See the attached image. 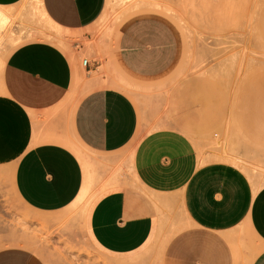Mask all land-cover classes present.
I'll return each instance as SVG.
<instances>
[{"label": "crops", "instance_id": "crops-1", "mask_svg": "<svg viewBox=\"0 0 264 264\" xmlns=\"http://www.w3.org/2000/svg\"><path fill=\"white\" fill-rule=\"evenodd\" d=\"M107 1L36 0L38 17L35 0H0V11L8 19L0 35L21 38L0 63V178L8 179L18 200L37 213L60 212L81 195L84 168L73 147L87 157L89 152L113 154L138 131L134 101L126 92L102 85L99 61L92 58L82 64V58L80 65L76 55L83 48L80 41L66 51L42 38L41 20L80 31L100 19ZM146 9L122 27L115 58L127 73L147 79L172 67L179 40L160 16L163 9ZM141 85L122 84L133 90H141ZM163 139L161 133L150 137L146 149ZM136 171L137 175L132 165L134 179L153 197L119 183L96 193L84 211L87 237L106 254L134 256L156 239L157 193L173 187L171 175L158 168ZM180 200L187 218L203 232L197 238L200 246L190 250L199 254L196 264H220V235L237 228L255 239L256 251L248 264H264V184L255 186L233 164L212 161L190 172ZM0 264L37 262L30 249L12 246L0 248Z\"/></svg>", "mask_w": 264, "mask_h": 264}, {"label": "rangeland", "instance_id": "rangeland-1", "mask_svg": "<svg viewBox=\"0 0 264 264\" xmlns=\"http://www.w3.org/2000/svg\"><path fill=\"white\" fill-rule=\"evenodd\" d=\"M147 7L164 10L160 16L175 30L179 52L170 69L146 79L118 65L115 45L122 27ZM33 10L40 17L36 0ZM0 19L1 28L8 19ZM41 22L42 38L63 50L72 51L74 41L82 43L76 52L80 65L82 58L99 61L102 85L127 93L138 109L139 127L132 141L113 154L89 152L87 157L73 147L83 164L85 189L60 212L33 211L18 200L9 180L0 178V248L26 247L37 264L199 263L198 252L190 250L200 246L203 232L187 218L180 200L190 172L220 161L240 168L255 186L264 184V0H108L100 19L80 31ZM20 40L0 35V63ZM122 84L142 85L133 90ZM160 133L165 139L146 149L150 137ZM132 165L136 175L139 167L165 169L173 187L157 193L154 243L134 256H113L89 240L83 215L96 193L119 183L154 196L134 179ZM220 239V264H248L256 251L246 229H233Z\"/></svg>", "mask_w": 264, "mask_h": 264}, {"label": "bare ground", "instance_id": "bare-ground-1", "mask_svg": "<svg viewBox=\"0 0 264 264\" xmlns=\"http://www.w3.org/2000/svg\"><path fill=\"white\" fill-rule=\"evenodd\" d=\"M157 3V2H156ZM0 18H3V19H5L6 18V16L0 11ZM218 157H220V159L222 158H225L226 156H218ZM227 159H231V160H229V161H232L233 162V160L232 159H234L233 157H229L228 158V156H227ZM225 160H226V158H225ZM227 161V160H226ZM84 189H85V186L83 187V189H82V192L84 191Z\"/></svg>", "mask_w": 264, "mask_h": 264}, {"label": "built area", "instance_id": "built-area-1", "mask_svg": "<svg viewBox=\"0 0 264 264\" xmlns=\"http://www.w3.org/2000/svg\"><path fill=\"white\" fill-rule=\"evenodd\" d=\"M87 63V58H83L82 59V64H86Z\"/></svg>", "mask_w": 264, "mask_h": 264}]
</instances>
